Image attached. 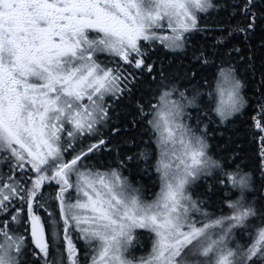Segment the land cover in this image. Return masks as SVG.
I'll return each instance as SVG.
<instances>
[{
  "label": "snow or ice",
  "instance_id": "6c2138e0",
  "mask_svg": "<svg viewBox=\"0 0 264 264\" xmlns=\"http://www.w3.org/2000/svg\"><path fill=\"white\" fill-rule=\"evenodd\" d=\"M0 264H264V0H0Z\"/></svg>",
  "mask_w": 264,
  "mask_h": 264
},
{
  "label": "trees",
  "instance_id": "16d2710c",
  "mask_svg": "<svg viewBox=\"0 0 264 264\" xmlns=\"http://www.w3.org/2000/svg\"><path fill=\"white\" fill-rule=\"evenodd\" d=\"M231 2H235V0H231ZM259 31L257 33V37H259ZM258 39H257V43H258ZM256 79L258 80L259 77L257 75ZM247 90V89H246ZM249 95H251V93L249 92ZM241 119L243 120H247L249 119V117L244 116ZM235 128L240 129V131L236 134V136L234 137L235 139H237L238 143L241 144L242 147H244L246 150H248L250 152L251 148L253 147V145L251 144V137H246L245 136V126L240 124L239 122L235 125ZM136 183L134 186L139 187L140 188V195L145 199V200H150L151 198L154 197L156 191H157V187H158V177L157 174L155 173L154 170H152L151 173V178H149L148 175H144L142 177H137L136 178ZM143 241V246L147 243L150 242L147 239V234L142 238ZM138 246V248L142 247Z\"/></svg>",
  "mask_w": 264,
  "mask_h": 264
},
{
  "label": "rangeland",
  "instance_id": "374dc122",
  "mask_svg": "<svg viewBox=\"0 0 264 264\" xmlns=\"http://www.w3.org/2000/svg\"><path fill=\"white\" fill-rule=\"evenodd\" d=\"M159 189H160V185H159V179H158V187H157L156 193L159 192ZM156 193H155V195H156ZM155 195L151 199H154ZM150 250H151L150 242H147L144 246L142 245V247L134 250L132 255H134L136 258H139V257H145L146 258L148 256V253L150 252Z\"/></svg>",
  "mask_w": 264,
  "mask_h": 264
}]
</instances>
